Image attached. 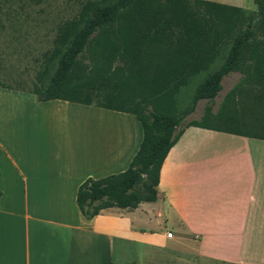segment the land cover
Listing matches in <instances>:
<instances>
[{"label": "crops", "instance_id": "1", "mask_svg": "<svg viewBox=\"0 0 264 264\" xmlns=\"http://www.w3.org/2000/svg\"><path fill=\"white\" fill-rule=\"evenodd\" d=\"M10 88L0 106V264H264V134L187 127L155 201L87 218L79 186L130 166L141 122Z\"/></svg>", "mask_w": 264, "mask_h": 264}, {"label": "trees", "instance_id": "2", "mask_svg": "<svg viewBox=\"0 0 264 264\" xmlns=\"http://www.w3.org/2000/svg\"><path fill=\"white\" fill-rule=\"evenodd\" d=\"M254 2L256 10L213 0H87L59 25L47 56L46 71L53 65L54 74L32 92L40 100L131 113L143 128L140 148L125 171L90 177L79 186L77 203L87 218L106 208L134 209L155 201L163 163L187 127L242 132L183 121L200 100L217 97L231 72L242 74L239 85L217 112L206 106L204 117L225 116L239 90L264 102V0ZM202 74L193 100L172 113L181 89ZM0 86L7 87L1 81Z\"/></svg>", "mask_w": 264, "mask_h": 264}, {"label": "rangeland", "instance_id": "3", "mask_svg": "<svg viewBox=\"0 0 264 264\" xmlns=\"http://www.w3.org/2000/svg\"><path fill=\"white\" fill-rule=\"evenodd\" d=\"M87 0H0V81L7 87L0 86V106L6 99L3 94L7 88L23 89L26 96L37 95L31 92L35 86L47 82L54 74L52 65L47 70V56L53 49L59 25L75 16ZM223 2L228 0H215ZM243 7L256 10L254 0H238ZM220 61L214 67H217ZM46 72V73H45ZM206 74L196 76L179 93L175 111H183L193 100L196 86ZM240 72H231L223 79V88L213 100L202 99L197 103L193 113L188 115L183 124L189 120H199L208 125L223 127L234 131L251 134H264V102L260 103L253 93L239 90L229 100L225 116L204 117L205 107L211 105L214 112L221 109L227 94L239 85ZM246 87H239V89ZM28 90V91H27ZM6 94V93H5ZM16 96V95H14ZM26 100V101H24ZM29 97L22 100L25 106ZM223 107H225L223 105ZM37 112V106L33 107ZM49 114H52L51 111ZM41 115V114H40ZM54 117L55 111H54ZM77 113L70 117L77 118ZM63 117V114H60Z\"/></svg>", "mask_w": 264, "mask_h": 264}, {"label": "built area", "instance_id": "4", "mask_svg": "<svg viewBox=\"0 0 264 264\" xmlns=\"http://www.w3.org/2000/svg\"><path fill=\"white\" fill-rule=\"evenodd\" d=\"M167 235H168V237H172V236H173V232H172V231H169V232L167 233Z\"/></svg>", "mask_w": 264, "mask_h": 264}]
</instances>
